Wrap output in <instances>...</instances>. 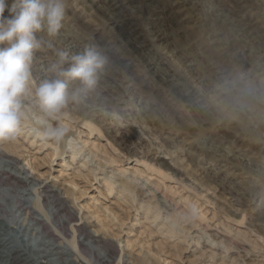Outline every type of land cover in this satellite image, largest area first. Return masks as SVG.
<instances>
[{"label": "rangeland", "instance_id": "374dc122", "mask_svg": "<svg viewBox=\"0 0 264 264\" xmlns=\"http://www.w3.org/2000/svg\"><path fill=\"white\" fill-rule=\"evenodd\" d=\"M63 3L57 35L36 33L33 85L52 78L57 52L90 49L106 64L94 91L48 121L66 129L59 140L25 102L15 138L0 141V161L17 162L0 198L41 204L33 215L53 219L48 231L83 264L108 247V264H264V0Z\"/></svg>", "mask_w": 264, "mask_h": 264}, {"label": "clouds", "instance_id": "9594fccd", "mask_svg": "<svg viewBox=\"0 0 264 264\" xmlns=\"http://www.w3.org/2000/svg\"><path fill=\"white\" fill-rule=\"evenodd\" d=\"M64 17L63 0H14L11 5L0 0V45H5L0 48V141L15 138L25 118L26 101L38 105L43 135L61 139L66 129L48 121L56 120L70 103L94 91L106 59L90 49L72 57L57 52L58 60L49 69L52 78L33 85V54L44 44L36 33L46 30L48 36H56ZM66 64L70 66L65 68ZM66 81L78 82L79 87L71 90ZM258 99L264 100V95Z\"/></svg>", "mask_w": 264, "mask_h": 264}, {"label": "bare ground", "instance_id": "6f19581e", "mask_svg": "<svg viewBox=\"0 0 264 264\" xmlns=\"http://www.w3.org/2000/svg\"><path fill=\"white\" fill-rule=\"evenodd\" d=\"M192 3V2H191ZM97 6V5H96ZM114 6V5H113ZM112 6V7H113ZM194 6V5H193ZM103 8V7H102ZM180 8V7H179ZM178 9V8H177ZM107 12V11H106ZM114 12V11H113ZM184 20V19H183ZM118 23V22H117ZM134 27V26H133ZM142 32V31H141ZM156 35V34H155ZM161 35V34H160ZM124 37V36H123ZM129 37V36H128ZM68 38V37H67ZM65 40V39H64ZM72 40V39H70ZM68 40V41H70ZM133 40V39H132ZM132 42V41H131ZM140 42V41H139ZM65 44V43H64ZM67 46V45H66ZM73 46V45H72ZM140 49V48H139ZM138 50V49H137ZM136 50V52H137ZM142 52V51H140ZM145 55V53H144ZM143 55V56H144ZM149 55V54H148ZM147 61V60H145ZM146 63V62H145ZM153 62L151 61V64ZM156 65V64H155ZM150 66V65H149ZM163 66V65H162ZM213 68V67H212ZM157 73H164L162 72L161 68H157ZM214 70V69H213ZM171 71V70H170ZM211 78V77H210ZM216 80V79H215ZM213 81V83L215 84L213 87L214 89H218V85L222 84V81L217 80ZM110 81V80H109ZM118 81V80H117ZM119 82V81H118ZM170 82V81H169ZM111 83V82H110ZM114 83V82H113ZM167 83V82H166ZM212 83V84H213ZM221 86V85H220ZM176 90V89H175ZM176 92V91H175ZM183 92V91H182ZM189 92V91H188ZM196 92V91H195ZM221 94V93H220ZM180 95V94H179ZM185 96V95H184ZM189 98V97H188ZM200 98V97H199ZM195 100V99H194ZM194 100H192L194 102ZM192 102V103H193ZM191 103V104H192ZM263 103V102H262ZM200 105V104H199ZM5 164L2 166V164ZM17 164L16 160L14 159H10V158H3L0 161V171H4L7 175L5 177H1L0 181H3L6 177H10L14 179V175H12V172H10V168L15 167ZM4 167V168H1ZM15 170V169H14ZM30 176L27 175L23 180H29ZM33 179V178H32ZM6 181V180H5ZM32 182V181H31ZM11 186V185H10ZM40 187L43 188V190H45L47 188L46 185H41ZM50 188V187H49ZM41 190V191H43ZM6 193V192H5ZM3 194V192H2ZM22 194V193H21ZM19 195V193H18ZM36 195V194H35ZM62 195V194H61ZM17 196V195H16ZM16 196L12 195L10 192L7 191L6 194H3L0 198V207L3 206L4 211H3V215L2 218H0V221L5 223V225L3 224L4 228L9 227L10 229H14L15 231L19 232L21 239H13L12 238H8L5 234H2L0 231V264H83L84 260L82 261L83 263H81L80 261H78V259H80V256L73 250L72 245H68V247H64L62 245V241H59L58 238H56L54 236V233L49 232L48 231V227H46L47 225H49V222H53L56 225V222H54L53 219H51L50 217H47L45 215V218H39L35 215H33L32 210L37 212L38 209L41 210V204H38V202L33 201L31 198L27 199L24 198V196H22L20 198V196H18L19 198H17ZM55 198V197H54ZM53 199V198H52ZM51 199V201H52ZM59 199H55L53 201V204L55 201H58ZM29 201L33 202L34 205H31L32 203H30ZM43 202V201H42ZM59 205L62 206V201H58ZM49 203V202H46ZM56 203V202H55ZM64 203V202H63ZM44 204V203H43ZM52 204V209L51 211H53L54 213H56V211H58L60 208L59 206H55ZM57 204V203H56ZM47 205V204H46ZM66 205V204H65ZM68 205V204H67ZM65 208V207H64ZM47 209V208H46ZM66 210V209H65ZM70 210V209H69ZM74 211V210H73ZM72 211V212H73ZM1 212V210H0ZM63 212V210H62ZM69 212V211H68ZM61 213V211H60ZM66 213V212H65ZM71 213V212H70ZM76 213V212H75ZM63 214V213H62ZM23 215H27L29 216L28 218L30 219L29 222H27V218L26 219H22ZM69 215V214H68ZM24 216V217H25ZM51 216V215H50ZM57 216V215H56ZM73 216V214L71 215ZM22 217V218H21ZM41 217V216H40ZM66 217V216H65ZM69 217V216H68ZM79 217V216H78ZM54 218H56L54 216ZM64 218V217H63ZM82 218V217H81ZM69 219V218H68ZM66 219H63L62 222H60L61 225H63L62 227L65 226V221ZM71 220V219H69ZM25 221V222H24ZM85 221V220H84ZM83 221V222H84ZM0 222V223H1ZM24 222V223H23ZM45 222V223H44ZM65 222V223H63ZM39 224L41 226V228H34L35 224ZM49 223V224H48ZM47 224V225H46ZM67 224V223H66ZM75 225V224H73ZM6 226V227H5ZM80 226V225H79ZM1 228V227H0ZM77 228V227H76ZM75 228V229H76ZM61 229V228H60ZM59 229V230H60ZM13 230V231H14ZM35 231L38 232L37 236L33 235V238L30 239L31 235V231ZM63 230V228H62ZM87 231V230H84ZM4 232V231H3ZM58 232V231H57ZM82 232V231H81ZM86 233V232H85ZM67 234V233H65ZM64 234V235H65ZM84 234V233H83ZM79 235V234H78ZM86 235V234H85ZM6 236V237H4ZM70 236V235H69ZM80 236V235H79ZM24 237V238H22ZM65 237H67L65 235ZM87 237V236H86ZM79 239V238H78ZM85 239V238H84ZM96 239V238H95ZM98 239V238H97ZM29 240H31V242H28ZM91 237L87 238L88 243L85 242H78L79 247H81V252L87 253L86 252V245H90ZM104 240V239H103ZM101 240V242L103 241ZM76 243V242H75ZM65 244V243H64ZM94 244V243H93ZM104 244V243H103ZM108 245V244H107ZM99 246V244H98ZM78 247V248H79ZM109 248V247H108ZM108 248L105 250L106 252H101L99 251L97 256V261L99 262V264H108L110 262V256H109V252H108ZM102 250V249H100ZM90 251V250H89ZM111 251V250H110ZM80 252V251H79ZM112 252V251H111ZM64 254H68L69 256H75L73 258H71V260H69L67 257H69L68 255H66L67 257H63ZM84 255V254H83ZM88 255V254H87ZM79 256V257H77ZM86 256V255H85ZM77 257V258H76ZM66 261H65V260ZM82 260V259H81ZM96 260V258H95ZM70 261V262H67Z\"/></svg>", "mask_w": 264, "mask_h": 264}]
</instances>
